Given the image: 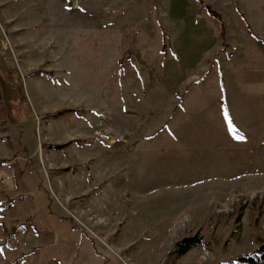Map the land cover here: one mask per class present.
Here are the masks:
<instances>
[{"label":"rangeland","instance_id":"rangeland-1","mask_svg":"<svg viewBox=\"0 0 264 264\" xmlns=\"http://www.w3.org/2000/svg\"><path fill=\"white\" fill-rule=\"evenodd\" d=\"M262 243L264 0H0V264Z\"/></svg>","mask_w":264,"mask_h":264},{"label":"trees","instance_id":"trees-1","mask_svg":"<svg viewBox=\"0 0 264 264\" xmlns=\"http://www.w3.org/2000/svg\"><path fill=\"white\" fill-rule=\"evenodd\" d=\"M209 7L210 6L207 5L206 10L210 14V16L214 19L219 20V14L214 13ZM61 113L58 115H63ZM55 147L57 149L64 148L63 145H58ZM203 238L204 236L200 232H196L190 236H184L174 243L173 250L170 252V254L174 255L175 257L183 256L190 250L198 248L202 244ZM225 264H264V243H262L257 249L241 255Z\"/></svg>","mask_w":264,"mask_h":264},{"label":"snow or ice","instance_id":"snow-or-ice-1","mask_svg":"<svg viewBox=\"0 0 264 264\" xmlns=\"http://www.w3.org/2000/svg\"><path fill=\"white\" fill-rule=\"evenodd\" d=\"M229 130L230 132L233 134L234 138L237 139V140H243L244 137L242 135H239L236 130L231 126V123L229 125Z\"/></svg>","mask_w":264,"mask_h":264}]
</instances>
